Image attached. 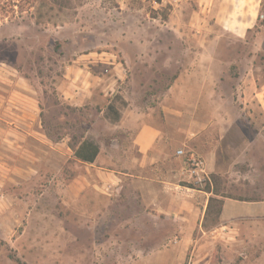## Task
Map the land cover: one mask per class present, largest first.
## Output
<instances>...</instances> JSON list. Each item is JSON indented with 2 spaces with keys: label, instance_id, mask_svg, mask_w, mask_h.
<instances>
[{
  "label": "rangeland",
  "instance_id": "rangeland-1",
  "mask_svg": "<svg viewBox=\"0 0 264 264\" xmlns=\"http://www.w3.org/2000/svg\"><path fill=\"white\" fill-rule=\"evenodd\" d=\"M6 6L0 0V79L17 70L41 88V138L57 146L52 154L29 138L30 155L0 148L17 159L0 161V263L264 264V218L220 215L216 221L204 208L211 196L206 186L232 198L222 201H264V114L241 88L245 79L255 80L257 89L264 85V0L243 39L229 37L189 4L172 24L182 31L177 37L162 17L166 6L167 18L172 10L165 0H32L17 14ZM209 45L222 62L215 100L173 101L169 86L197 71L186 57L162 59L167 54L160 49ZM89 52L122 65V78L104 71L106 61L93 94L98 105L69 106L57 85L65 67ZM135 104L155 113L159 104L165 107L161 158H178L183 174L175 176L173 162L159 161L132 168L138 180L115 178L64 155V138L73 149L87 135L101 142L105 156L139 159L131 132L114 128L116 109ZM182 139L191 140L179 156ZM209 152L214 161H207ZM192 155L202 163L197 175L190 173Z\"/></svg>",
  "mask_w": 264,
  "mask_h": 264
},
{
  "label": "crops",
  "instance_id": "crops-1",
  "mask_svg": "<svg viewBox=\"0 0 264 264\" xmlns=\"http://www.w3.org/2000/svg\"><path fill=\"white\" fill-rule=\"evenodd\" d=\"M262 1L263 0H165V2L172 6L171 14L168 15L165 25L171 27L175 36L178 37L182 34V31L173 27L172 24L176 20L175 17L181 13L179 10H182L184 6L188 4L196 5L201 8V11L212 16L215 24H218L226 35L235 39H243L257 24ZM143 52L150 54L152 49L144 48ZM217 52V48L213 45L166 47L160 49V53L167 54L162 59L179 63L185 60L186 57L187 64H193L195 71H197L188 76L181 74L169 86L167 94H170L173 101H179L181 99L191 100L192 96H195V100L197 101L201 100L200 96H203L202 100H215L217 94L215 84L216 70L222 63L221 59L217 57ZM104 54L103 52L85 53L73 59L72 62L65 67L64 74L60 79V83L57 85L58 89L63 94L62 99L64 103L74 107H84L86 105L97 106L98 102L94 99L93 94L94 90H96L95 87L98 81L103 80L104 73L99 71L104 68L103 63H106V61L107 63L105 66H107L108 69L104 71L108 73L113 70L118 79L122 78V65L116 62H110L108 59H103ZM133 62L134 61H130V64ZM110 66L111 68H109ZM1 70H3L2 67ZM200 71H202V73H200ZM6 72L7 73L4 75L5 79H0V125L5 123L4 128L0 127V148L8 150L9 152L12 151L14 154L30 155L29 152L31 149L26 143V140L32 138V142L36 141L41 144H46V146H43L47 148L48 152L54 154L57 145L41 138L42 126L37 119L40 112L41 88L38 86L34 87L31 81L17 70L9 71L8 69ZM200 77H202V79L206 77L207 81L197 82L196 79ZM190 80H192V82H190ZM256 85L257 83L255 80H253L252 83V80L245 79L241 88H244V92L248 93L245 94V98L250 97L256 99V101L260 103L264 114V85L260 89H257ZM198 87L201 90H199ZM196 91H199V93ZM159 107L157 113L147 106L137 104L128 107L126 110L116 109L117 119L114 122V128L121 129L124 132H131L133 148L137 151L139 159L133 158L132 161L128 162L121 156L116 157L115 153L105 156L104 146L101 142L96 137L88 138L87 135L83 137L73 149L67 145L68 141L64 138L62 143L64 155L67 154L69 158L72 157L73 160L79 164L95 168L99 172L110 171L115 178L127 176L131 177L133 180H138L140 177L132 172V168L136 169L137 166L140 168L144 166H153L159 161H165V163L170 166L171 162H173L175 165V176L183 174L180 166L182 164L178 158H174L171 155L161 158V143L165 142L167 133L166 127L162 125L161 114L163 113L164 117H166L167 111L162 104H159ZM158 110H161V113L158 112ZM9 134L15 135V138H10ZM182 140L183 141L179 142L176 146V152L182 150L191 139ZM91 147L97 148L98 153L94 160L89 162L85 156H89L86 154ZM76 153L78 156L85 158V160L82 161L78 159ZM213 153L214 152L208 153L207 161H214L212 158ZM23 157L24 156L21 158ZM0 161H17V159L14 155L0 153ZM117 162L119 163L120 169L112 168L109 170L110 167H116ZM161 181L164 182L165 178ZM204 208L206 210V206ZM221 216L225 220H233V218L240 217L253 219L264 218V201L241 202V204H236L232 200H225L223 201Z\"/></svg>",
  "mask_w": 264,
  "mask_h": 264
},
{
  "label": "trees",
  "instance_id": "trees-1",
  "mask_svg": "<svg viewBox=\"0 0 264 264\" xmlns=\"http://www.w3.org/2000/svg\"><path fill=\"white\" fill-rule=\"evenodd\" d=\"M31 1L32 0H5V5H7L6 7L9 8V11L12 14H17V13H21L25 11L26 7L31 6ZM151 2H154L156 4H161L162 0H148ZM170 7L166 6L163 13H162V17L163 20L167 19V13H168V9ZM1 11H6V8L4 7V5H2L1 7ZM109 110L111 109V107H108ZM98 153L97 148L95 147H91L90 150L87 152L86 155L89 156H85L87 157V161L92 162L94 160V158L96 157ZM76 157L82 161L85 160V158H82L80 156H78V154L76 153ZM205 193H209L211 194V196L208 198L207 200V205H206V210H205V215H209V214H213L214 216V220L218 221L221 212H222V207H223V199L222 198H229L232 199L231 197H226L223 196L221 194L218 193V191L214 190V189H210V187L206 186L205 189ZM241 200V199H239ZM243 201V200H241Z\"/></svg>",
  "mask_w": 264,
  "mask_h": 264
},
{
  "label": "built area",
  "instance_id": "built-area-1",
  "mask_svg": "<svg viewBox=\"0 0 264 264\" xmlns=\"http://www.w3.org/2000/svg\"><path fill=\"white\" fill-rule=\"evenodd\" d=\"M177 155H183V151L182 150H179L176 152ZM189 161V164L191 166L190 168V173L191 174H194V175H197V173L200 171L202 172V169H201V162L200 160L197 158H195L193 155L190 157V159L188 160Z\"/></svg>",
  "mask_w": 264,
  "mask_h": 264
}]
</instances>
